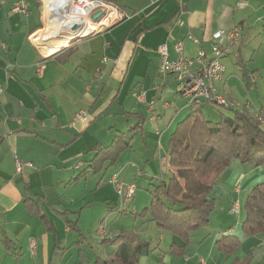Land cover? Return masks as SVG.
I'll list each match as a JSON object with an SVG mask.
<instances>
[{
	"label": "crops",
	"instance_id": "0c3cea01",
	"mask_svg": "<svg viewBox=\"0 0 264 264\" xmlns=\"http://www.w3.org/2000/svg\"><path fill=\"white\" fill-rule=\"evenodd\" d=\"M104 1L113 6L109 17L88 19L95 29H83L70 48L49 54L61 27L45 30L62 18L53 22L44 0H0V264H93L114 250L104 238L123 231L151 242L137 264H264V233L249 236L242 229L245 201L264 181V167L234 160L220 174L209 222L190 233L181 254L171 249L184 245L179 236L161 229L150 214L138 215L150 205L153 185L171 177L172 133L194 110L173 85L177 78L161 72L160 47L166 46L170 60L179 57V42L188 57L200 50L210 55L216 31L243 26L242 43L223 58L224 76L216 85L232 107L258 110L264 106L256 61L264 57V0ZM16 2L26 3L28 12H15ZM121 12L123 18L112 20ZM40 31L44 35L34 39ZM239 57L248 71L254 69L248 80ZM200 108L206 118L220 119ZM119 133L130 144L119 161L76 180L95 155L91 149L109 145ZM17 160L32 166L19 170ZM115 175L135 186L133 196L118 194ZM227 235L241 241L231 255L217 243Z\"/></svg>",
	"mask_w": 264,
	"mask_h": 264
},
{
	"label": "trees",
	"instance_id": "16d2710c",
	"mask_svg": "<svg viewBox=\"0 0 264 264\" xmlns=\"http://www.w3.org/2000/svg\"><path fill=\"white\" fill-rule=\"evenodd\" d=\"M238 63L243 77L248 80V70L240 57ZM211 105L218 107L216 104ZM220 107L226 108L228 112H222L219 121L206 118L200 107H194L178 123L167 152L172 175L153 185L150 205L138 214L142 217L150 214L161 229L179 236L184 245L171 246L172 251L178 254L184 251L190 233L209 222L216 206V198L211 196L213 187L231 161L238 159L243 164L264 167V106L255 111ZM126 137V133H119L109 145L97 144L91 149L95 155L76 180L86 177L90 172L99 174L106 165L118 162L130 146ZM27 207L41 213L34 202H28ZM244 208V233L249 236L264 233V181L250 190ZM39 216L50 229L47 218ZM68 223L82 235L75 222L68 218ZM4 243L8 248L6 238ZM217 243L222 251L231 255L240 247L241 241L238 236L227 235L219 238ZM103 244L114 247V250L106 258L96 257L93 264H137L142 251L151 246L149 240L134 231H123L104 238ZM79 256L84 258L81 252ZM233 264L246 263L235 260Z\"/></svg>",
	"mask_w": 264,
	"mask_h": 264
},
{
	"label": "built area",
	"instance_id": "2783aa9c",
	"mask_svg": "<svg viewBox=\"0 0 264 264\" xmlns=\"http://www.w3.org/2000/svg\"><path fill=\"white\" fill-rule=\"evenodd\" d=\"M49 9L50 17L53 22L58 18H62L61 29L54 33L52 38L56 39V43L51 45L49 54H55L58 51L71 47L80 37L83 28L86 26L88 19L92 18L97 12H102L103 17L111 15V3L104 0H44ZM241 6L245 2L240 3ZM13 10L18 13H27L28 7L26 3L16 2ZM123 12L115 15L113 19L123 18ZM77 25V28L74 26ZM243 26H237L232 30L216 31L213 35L214 44L212 52L208 55L204 50H200L194 57H188L184 54L183 43L176 45L179 57L176 60L168 58V52L165 45L160 47L162 61L160 64L161 72L170 77L178 79V91L193 107H201L204 104H216L217 106L232 107L224 94L217 88V82L224 76L225 65L223 58L230 52L232 46L240 45L243 39ZM190 38L194 39L192 36ZM0 91L2 89L0 88ZM153 107V106H152ZM245 110H253L250 104H245ZM242 108V110H244ZM156 116V115H155ZM17 168L22 170L24 165L32 166L31 162L16 161ZM112 182L116 185L118 194L124 195L123 187L117 180V175L112 177ZM134 189L129 188L125 191V195L132 196ZM232 212H239V204H235ZM35 243H32V247Z\"/></svg>",
	"mask_w": 264,
	"mask_h": 264
},
{
	"label": "rangeland",
	"instance_id": "374dc122",
	"mask_svg": "<svg viewBox=\"0 0 264 264\" xmlns=\"http://www.w3.org/2000/svg\"><path fill=\"white\" fill-rule=\"evenodd\" d=\"M86 27H84L83 29H85ZM258 45V44H257ZM261 55V54H260ZM259 59V60H258ZM258 59L256 58V61L259 63V65L261 66V71H262V75L264 76V57H261V56H258ZM237 70V69H236ZM254 71V69H251L250 71H248V73L249 74H253L252 72ZM242 73V72H241ZM173 85L175 86V87H177V89H178V81H177V79H174V81H173ZM205 105V114L208 116V117H210L211 116V114H213V116H214V114H217V115H220V118H221V113L222 112H228V110L226 109V108H224V107H220V106H218V107H215V106H213V105H209V104H204ZM260 109V108H259ZM211 120V119H210ZM220 120V119H219ZM219 120H216V121H219ZM234 160H238V159H233L232 161H231V164H232V162L234 161ZM239 161V160H238ZM240 162V161H239ZM230 164V165H231ZM243 164V163H242ZM256 167V166H255ZM120 186H122L123 187V190H124V195L122 196V198H127V197H125V191H128V189L129 188H132V189H134V186H125V185H123L122 183H120ZM116 190H117V187H116ZM135 191V190H134ZM117 192H118V190H117ZM133 196V195H132ZM104 234V233H103ZM3 244H4V246H5V243L3 242Z\"/></svg>",
	"mask_w": 264,
	"mask_h": 264
},
{
	"label": "bare ground",
	"instance_id": "6f19581e",
	"mask_svg": "<svg viewBox=\"0 0 264 264\" xmlns=\"http://www.w3.org/2000/svg\"><path fill=\"white\" fill-rule=\"evenodd\" d=\"M112 14H113V12H112ZM114 14H116L115 12H114ZM113 16H115V15H113ZM62 26V22H60L59 24H55V25H53V26H49V27H47L46 28V30L45 31H49L51 28H55V29H57V28H59V27H61ZM86 28L85 29H87V30H93V29H95L96 28V25H91V24H87L86 26H85ZM54 31V30H53ZM42 35H44V32L43 31H40V32H37L36 34H35V38L34 39H36V40H38V39H40V37L42 36ZM47 34H46V32H45V36H46ZM41 43V42H40ZM44 46V45H43ZM45 52V51H44Z\"/></svg>",
	"mask_w": 264,
	"mask_h": 264
},
{
	"label": "water",
	"instance_id": "95a60500",
	"mask_svg": "<svg viewBox=\"0 0 264 264\" xmlns=\"http://www.w3.org/2000/svg\"><path fill=\"white\" fill-rule=\"evenodd\" d=\"M101 16H102V12L99 11V12H97L96 14H94L93 18H94V19H98V18H100ZM77 27H78L77 25L74 26V28H77Z\"/></svg>",
	"mask_w": 264,
	"mask_h": 264
}]
</instances>
